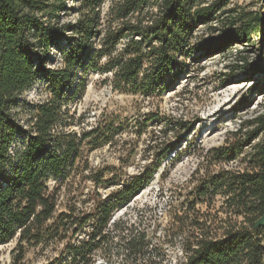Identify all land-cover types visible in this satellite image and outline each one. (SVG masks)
<instances>
[{"label": "trees", "instance_id": "trees-1", "mask_svg": "<svg viewBox=\"0 0 264 264\" xmlns=\"http://www.w3.org/2000/svg\"><path fill=\"white\" fill-rule=\"evenodd\" d=\"M104 1L0 0V244L16 240L11 264H22L31 247L58 243L61 248L45 264H91L96 249L112 237L121 249L119 264H159L144 233L112 220L153 170L120 179V187L98 195L88 211L57 210L60 182L75 169L84 145L109 140L106 127L81 134L65 129L68 101L90 70L109 73L115 89L161 95L197 54L212 56L248 42L260 18L229 7L230 0H118L104 17ZM71 12L75 18L64 20ZM202 25L211 36L197 39L194 32ZM216 31L221 33L214 37ZM54 49L60 64L51 67ZM36 81L47 96L25 103L20 96ZM178 122L179 132L188 130ZM246 126L238 138L209 151L214 161L228 162L258 139L243 154V168L208 172L193 186L191 206L219 195L226 215L190 220L195 231L186 233L180 264H264V225H255L264 214V114ZM172 148L161 149L158 159Z\"/></svg>", "mask_w": 264, "mask_h": 264}, {"label": "rangeland", "instance_id": "rangeland-1", "mask_svg": "<svg viewBox=\"0 0 264 264\" xmlns=\"http://www.w3.org/2000/svg\"><path fill=\"white\" fill-rule=\"evenodd\" d=\"M117 1H104V17ZM232 6L259 15L256 34L248 42L244 39L229 44L223 53L197 54L186 62V72L161 95L144 96L115 89L106 72L90 70L85 74L83 86L68 101L65 129L81 134L106 127L109 140L85 144L68 178L56 180L61 183L58 211L69 206L75 208L76 214L88 211L94 198L120 187V179L153 170L146 186L116 209L112 220L124 222L133 232L144 233L151 249L159 253V264H180L184 260L182 243L187 232L195 231L189 227L191 219L202 220V215L207 214L221 219L226 215L219 195L193 207L191 193L208 172L243 168V154L258 139L228 162L214 161L209 151L228 139L238 138L240 127L244 131L249 120L264 114V0H230L229 7ZM74 18L72 12L64 16V20ZM218 33L221 31H216L214 37ZM194 34L197 39L211 36L210 28L203 25ZM51 56L53 60L48 65H59V51L52 50ZM46 96L44 84L36 81L20 99L32 104ZM19 117L26 120L27 114L20 111ZM179 120L185 121L188 130L179 132ZM169 145L173 146L171 151L158 159L161 149ZM90 174L99 180L87 179ZM53 183L55 180L50 181ZM15 245V239L0 244V264L12 263ZM60 248L61 243L45 250L31 247L22 264H45ZM120 253L118 239L109 238L96 249L91 264H119Z\"/></svg>", "mask_w": 264, "mask_h": 264}, {"label": "water", "instance_id": "water-1", "mask_svg": "<svg viewBox=\"0 0 264 264\" xmlns=\"http://www.w3.org/2000/svg\"><path fill=\"white\" fill-rule=\"evenodd\" d=\"M255 225L257 227L264 225V214L256 221Z\"/></svg>", "mask_w": 264, "mask_h": 264}]
</instances>
